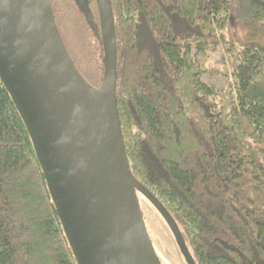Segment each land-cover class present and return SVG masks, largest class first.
<instances>
[{"label": "trees", "instance_id": "trees-1", "mask_svg": "<svg viewBox=\"0 0 264 264\" xmlns=\"http://www.w3.org/2000/svg\"><path fill=\"white\" fill-rule=\"evenodd\" d=\"M46 1L54 16L56 0ZM104 3L110 105L135 187L180 224L197 264H264V0ZM91 22L89 70L103 84L108 48ZM228 26L239 35L228 38ZM229 42L237 65L226 95L204 81L196 54ZM0 264H77L1 79Z\"/></svg>", "mask_w": 264, "mask_h": 264}, {"label": "water", "instance_id": "water-1", "mask_svg": "<svg viewBox=\"0 0 264 264\" xmlns=\"http://www.w3.org/2000/svg\"><path fill=\"white\" fill-rule=\"evenodd\" d=\"M103 87L78 71L46 0H0V79L30 134L77 264H161L144 227L118 121L93 92L111 83L109 3ZM112 111V108H111Z\"/></svg>", "mask_w": 264, "mask_h": 264}, {"label": "rangeland", "instance_id": "rangeland-1", "mask_svg": "<svg viewBox=\"0 0 264 264\" xmlns=\"http://www.w3.org/2000/svg\"><path fill=\"white\" fill-rule=\"evenodd\" d=\"M56 2L58 8H56L54 20L65 47L70 51L71 57L74 56L78 65L81 64L86 67L87 73H85L86 75L83 74L85 79L92 86L98 89L102 88L103 84L98 81L95 72L89 70L91 65L89 59L91 53L90 42L94 38L88 26L92 24L91 18L97 26H102L104 48L107 49L108 25L104 0H72L70 4L65 3V0H56ZM85 18L88 26L85 23ZM225 32L228 38L239 35L232 26H228ZM94 45H98L95 40ZM196 58L205 69L202 76L204 81L229 95L227 84L231 81V76L237 65V54L233 45L230 42L228 44L222 43L215 49H205L202 53H197ZM99 93L102 94L107 101V105H109V89L106 88ZM109 115L110 117L113 115L110 105ZM135 191L141 208L144 227L159 263L197 264L188 240L182 234L180 224L166 213L144 190L135 187Z\"/></svg>", "mask_w": 264, "mask_h": 264}, {"label": "bare ground", "instance_id": "bare-ground-1", "mask_svg": "<svg viewBox=\"0 0 264 264\" xmlns=\"http://www.w3.org/2000/svg\"><path fill=\"white\" fill-rule=\"evenodd\" d=\"M91 95V103L93 106L96 107L98 112L103 116V117H108L110 118L109 115V105H107L106 99L103 98L102 94L99 92H93ZM111 106V105H110Z\"/></svg>", "mask_w": 264, "mask_h": 264}]
</instances>
